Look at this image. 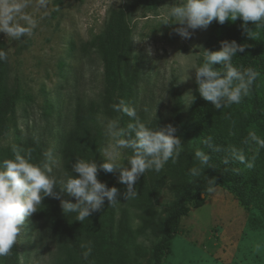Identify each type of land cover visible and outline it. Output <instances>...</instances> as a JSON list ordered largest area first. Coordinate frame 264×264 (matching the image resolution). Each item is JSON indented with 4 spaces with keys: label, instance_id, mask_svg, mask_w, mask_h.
Returning a JSON list of instances; mask_svg holds the SVG:
<instances>
[{
    "label": "rangeland",
    "instance_id": "374dc122",
    "mask_svg": "<svg viewBox=\"0 0 264 264\" xmlns=\"http://www.w3.org/2000/svg\"><path fill=\"white\" fill-rule=\"evenodd\" d=\"M156 1V11L141 18V6L134 14L129 10L134 0H48L46 7L28 0L24 12L37 21L32 34L16 41L0 33V43H5L9 54L10 85L19 91L16 125L0 132V162L14 159L19 152L42 165L45 153L51 152L57 161L52 174L58 184L74 175L72 164L78 159L103 162L106 137L100 120L119 118L125 129L135 122L112 107L126 93L134 92V103L126 106L135 109L139 120L153 130L170 124L171 108L177 101L182 104V121L191 124L195 101L186 107L183 96L191 92L197 99L195 71L189 70L190 79L180 80L179 61L199 62L216 22L183 39L175 32L180 25L163 23L164 13L179 0ZM119 9L130 12L129 48L121 60L125 67L121 84H113L105 76L97 39L107 12ZM206 102L211 135L228 146L240 144L231 130L234 104L220 110ZM75 131L84 138L86 152L77 150ZM239 152L254 162L249 169L237 160L248 205L220 186L202 195L204 205L191 206L180 219L179 232L162 264H264V249L259 254L254 251L257 243L264 245V161L257 144L248 148L240 144ZM131 155V150H124L126 166ZM166 165L159 173L150 170L141 176L135 196L128 200L119 174L100 171L98 179L119 190V201L115 205L105 201L100 211L91 214L92 221L80 222L76 214H64L61 199L75 203L67 193L62 192L61 199L45 197L52 202L48 213L38 209L26 218L14 244L17 264H154L167 206L174 199L192 203L203 179V173L193 177L185 194L173 195ZM67 231L80 248L67 241Z\"/></svg>",
    "mask_w": 264,
    "mask_h": 264
},
{
    "label": "clouds",
    "instance_id": "9594fccd",
    "mask_svg": "<svg viewBox=\"0 0 264 264\" xmlns=\"http://www.w3.org/2000/svg\"><path fill=\"white\" fill-rule=\"evenodd\" d=\"M40 7H46L48 0H37ZM28 0H0V33L12 40H21L29 36L37 27V21L24 12ZM164 24H178L175 32L183 39L191 38L197 29L205 30L216 21H243L242 27L250 33L248 22L255 27L264 26V0H179L178 5L171 6L165 13ZM23 21L24 23H20ZM191 30V31H190ZM250 36V35H249ZM134 42L140 40L133 39ZM246 45L236 41H222L219 51L203 50L199 63L179 61L182 78L190 79L189 70L195 71L197 91L204 100L209 101L216 109L241 103L250 94L252 85L259 73L253 68L239 69L232 65L238 52H244ZM146 52L153 54L152 48ZM7 59V53L0 50V61ZM215 65L221 67L216 68ZM223 69V70H218ZM185 106H190L196 99L191 92L183 96ZM113 110L123 112L134 123L127 128L120 126L119 118H103L100 120L104 130L106 143L103 148V162L76 160L72 164L74 175L57 183L53 176V166L57 161L52 153H45L46 162L33 164L29 158L15 152L14 159L0 162V257H7L20 238L22 226L26 218L31 217L41 206L45 197L61 199V193L75 199V203L61 199L64 214H76L77 220L85 221L89 216L102 209L105 201L115 205L119 199V190L108 187L98 179L100 171L118 173V182L126 185L125 198L135 196V184L147 171L159 173L171 160L175 163L182 150V140L176 135L177 129L172 124L153 130L137 117L135 109L129 108L121 101L114 104ZM264 147V139L255 132H250L244 141ZM124 150H131L132 155L126 158L127 166L122 162ZM219 151V149H216ZM199 167L189 169L193 177H199L204 168L209 166L210 156L202 150L195 152ZM232 158L247 168L254 167V162L236 149L232 150ZM229 163L228 159L224 160ZM57 189H60L58 192ZM214 191V182L210 179L207 192ZM264 245L257 243L254 251L259 254ZM90 249L83 253L87 257Z\"/></svg>",
    "mask_w": 264,
    "mask_h": 264
},
{
    "label": "trees",
    "instance_id": "16d2710c",
    "mask_svg": "<svg viewBox=\"0 0 264 264\" xmlns=\"http://www.w3.org/2000/svg\"><path fill=\"white\" fill-rule=\"evenodd\" d=\"M158 5L159 2L156 0H134V4L129 10L134 14L138 11L137 7L141 6V15L144 16L139 17L142 18L147 16H145L146 13L156 11ZM129 16L130 12L124 9L107 12L104 28L97 39L99 54L104 63L105 76L113 84L118 82L121 84L125 72L121 60L124 51L129 48ZM242 24L243 21L240 18L234 22L226 21L224 24L216 22L206 50L219 51L222 41L231 42L234 40L238 44L246 45L245 51L238 52L237 56L233 58L232 65L239 69L253 68L259 73L252 85L250 94L244 97L241 103L234 104V113H230L232 116V133H236L239 143L248 148L250 145H254L251 142L248 144L244 142L250 132H255L259 138L264 139V26L255 27L252 22H248L249 36L244 31ZM0 50L7 53V59L0 61V132H5L16 125V102L19 91L10 85L9 54L5 43H0ZM214 67L219 68L221 66L215 65ZM257 85H262V87L259 88ZM197 88L198 85L196 84V90ZM120 92L124 93L123 89ZM133 96L134 92L123 95L125 106L126 104L132 106L134 103ZM206 108L207 102L200 97L198 91L197 99L193 105L191 124H185L182 121V104L180 101H177L171 108L170 124L176 127V135L182 140V150L175 163L169 160L166 165L169 175L168 187L173 195L179 196L178 194L187 192V187L193 178L189 169L199 167V161L195 157L197 150H202L208 154L210 161L209 166H206L202 172L203 179L198 186V195L194 201L190 204H183L174 199L167 206L164 234L153 253L154 264H162L163 257L170 252L171 242L179 232L180 219L188 215L189 208L192 206L196 209L204 205L202 195L207 194L210 179L214 182V188L217 186L225 188L239 199L243 206L248 205V195L246 194L241 167L237 160L232 158V150L239 151L240 144L228 146L219 138L211 135L212 130L210 132ZM190 126L193 127V130H190ZM72 135L77 150L86 152L88 148L82 135L76 131ZM193 135L196 136L193 137ZM260 149L264 161V147H260ZM225 159L229 160L228 164L224 163ZM177 166L178 169L176 170ZM48 199L44 198L39 208L45 214L48 213V208L52 205L51 200ZM92 219L93 217L90 215L88 220L92 221ZM66 238L74 247L80 248L71 231H67ZM15 248L13 246L12 252L7 257H0V264H17Z\"/></svg>",
    "mask_w": 264,
    "mask_h": 264
}]
</instances>
